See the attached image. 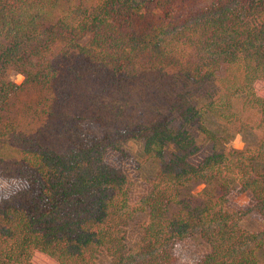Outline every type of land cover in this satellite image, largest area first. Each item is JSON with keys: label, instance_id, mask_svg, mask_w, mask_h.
Segmentation results:
<instances>
[{"label": "trees", "instance_id": "obj_1", "mask_svg": "<svg viewBox=\"0 0 264 264\" xmlns=\"http://www.w3.org/2000/svg\"><path fill=\"white\" fill-rule=\"evenodd\" d=\"M131 140L158 166L135 206L106 159ZM193 237L264 264V0H0V264H183Z\"/></svg>", "mask_w": 264, "mask_h": 264}, {"label": "rangeland", "instance_id": "obj_2", "mask_svg": "<svg viewBox=\"0 0 264 264\" xmlns=\"http://www.w3.org/2000/svg\"><path fill=\"white\" fill-rule=\"evenodd\" d=\"M13 80L17 84L24 82L21 75H13ZM257 142V136L246 138L237 136L231 146L237 150H245L253 147ZM107 162L113 166L121 168L125 174L130 188V201L133 206L142 201L151 190V182L155 177L158 166L148 160L144 154V143L140 140H131L124 147V152H108ZM203 188L202 186L200 189ZM226 209L240 220L243 228L250 232H260L263 227V219L257 211V206L247 191L239 187L233 189L229 194ZM144 215L139 216L132 223L129 239L134 245L137 242V235L141 226L145 224ZM209 252V246L197 237L189 238L179 242L175 246V254L183 264H198L199 261ZM38 262V261H37ZM40 264H47L39 262Z\"/></svg>", "mask_w": 264, "mask_h": 264}]
</instances>
